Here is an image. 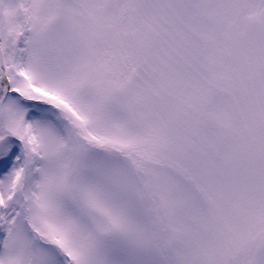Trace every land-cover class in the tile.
Segmentation results:
<instances>
[{"label":"snow or ice","instance_id":"snow-or-ice-1","mask_svg":"<svg viewBox=\"0 0 264 264\" xmlns=\"http://www.w3.org/2000/svg\"><path fill=\"white\" fill-rule=\"evenodd\" d=\"M0 264H264V0H0Z\"/></svg>","mask_w":264,"mask_h":264}]
</instances>
